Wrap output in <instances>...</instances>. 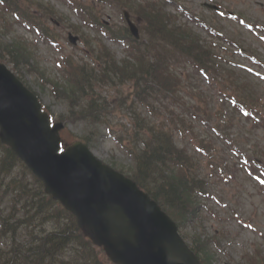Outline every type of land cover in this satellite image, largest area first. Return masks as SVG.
<instances>
[{
  "label": "rangeland",
  "instance_id": "1",
  "mask_svg": "<svg viewBox=\"0 0 264 264\" xmlns=\"http://www.w3.org/2000/svg\"><path fill=\"white\" fill-rule=\"evenodd\" d=\"M55 6L56 11L65 21L57 23L56 20L47 19L43 16L39 17L41 29L48 34L49 40H53V45L48 40H42L30 31L24 29L20 23H16L10 16L7 19L11 22L6 33L1 39L2 42H9L19 37L27 42L28 48L38 63L40 70L51 79L57 78L63 81V75L60 72V64L65 55L72 56L73 59H86L83 51L82 43L70 45L67 35L79 36L82 32H86L90 38H101L107 48L111 51L117 61H122L127 56L125 48L112 42L102 36L101 29L94 30L83 27L82 18L76 14L68 5L67 0H42ZM82 4L91 6L98 15L99 22L103 26L123 27L122 15L119 9L108 4L95 5L92 0H77ZM136 3L150 0H133ZM161 2L158 0H153ZM173 2L165 6V11L175 16V22L191 29L193 33L201 38L208 45L214 44L215 51L226 61L225 69L229 74H234L237 84L247 85L245 92H250L252 97H258L260 101L259 109L261 116H264V78L258 76L261 73L258 68L251 64L248 58L243 54L245 50L255 51L264 58V42L262 41L263 33L259 32L255 36L245 27L238 25L237 21L224 14H216L214 10H210L205 6L207 4L215 6L220 4L228 11L242 15L245 20L251 21L253 24H259L264 30V0H172ZM176 4H181L187 8L195 17L204 19L210 25L225 35L221 42L217 37L211 36L205 32L188 14H179L176 12ZM99 9V10H98ZM229 13V16L231 15ZM37 15L38 13L35 12ZM67 24H76L83 27L84 31L76 33L71 31ZM83 34V33H82ZM191 38H194L191 35ZM228 38V39H226ZM229 41L235 43H229ZM222 46V49L220 48ZM5 63V62H4ZM60 63V64H59ZM6 64V63H5ZM12 70V66L7 63ZM173 72L182 79L183 91H181L182 101L187 105L198 106L199 112L193 114H185L188 124H192L193 135L198 140L209 141L215 146L210 156L213 154L212 160L208 159L198 149L197 140L193 139V135L185 134L184 136L174 133V142L177 147L186 149L187 153L194 158L199 166V175L208 182L207 190L211 195V199H204L203 209L201 211L202 227H197V231L207 235L219 236L220 243L218 250H215L216 264H244V255L250 256L259 250L264 255V196L262 189L258 188L251 177L254 167L251 166L253 159H261L264 153V121L254 126V121L243 117L240 112L233 108L232 104L225 99L224 93L220 86L221 80L207 76L197 70L188 61L178 60L172 66ZM245 68L249 74L245 71ZM253 73L258 75H253ZM18 75L23 79L24 83L29 86L40 97L44 106L52 113V117L56 118L65 113L64 107L60 103H53L49 96V89L43 87L37 82L34 74L26 71L19 72ZM102 84V83H100ZM98 85L96 88L103 98L110 100L115 93L110 86L105 84ZM110 87V88H109ZM128 91L127 87L122 89ZM155 115H149L145 109L141 108L142 114L149 115L152 120L169 119V112L181 115V109L172 104L169 100L159 98L152 100ZM50 107V108H49ZM127 114V112L123 113ZM261 117L258 118L260 120ZM111 125L114 135L119 134L117 125L127 124L129 117H121L118 114L111 115ZM87 128L79 121L77 123H68L61 132V137L66 143H70L74 136H80L85 133ZM186 133V132H185ZM113 135V134H112ZM93 141L89 149L100 160L108 165L115 163L119 169H124L132 163L126 149L118 146L114 138H109L104 129H100L92 135ZM125 144V140H123ZM245 159L246 161H243ZM248 225L250 227H248ZM191 229H187L186 233H191Z\"/></svg>",
  "mask_w": 264,
  "mask_h": 264
},
{
  "label": "trees",
  "instance_id": "2",
  "mask_svg": "<svg viewBox=\"0 0 264 264\" xmlns=\"http://www.w3.org/2000/svg\"><path fill=\"white\" fill-rule=\"evenodd\" d=\"M24 1L26 7L34 4L43 13H53L52 8L41 2ZM98 2L116 8L122 6L140 16L141 42L128 36L126 28L119 32L131 46V61L117 64L107 48L99 45L94 49L88 40L86 46L96 65L70 61L66 83L55 84V96L66 103L69 118L87 125H100L112 113H120L129 104L126 108L133 115L134 126L127 147L134 160L131 177L143 191L162 203L167 213L180 224L186 218L185 211L190 207L194 210L191 192L203 188V182L195 179L192 159L173 145L172 130L187 129L188 124L171 115L169 125L162 122L155 125L137 111L140 106H147L152 112L151 101L159 98L186 106L179 94L182 80L173 73L171 62L180 55L189 56L202 65L199 44L191 41L190 34L173 23L157 3L135 7L127 0ZM110 34L116 36L112 31ZM0 57L8 59L17 68L30 65L25 43L20 40L0 42ZM205 59L204 62L210 60L212 63L210 57ZM40 76L47 81L42 74ZM98 82L113 87L127 85L129 90L109 102L95 92ZM186 108L189 110L188 106ZM25 171L9 149L0 143V205L1 202L6 204L5 211H0V240L5 238L8 242L4 249L0 248V264H104L100 252L93 249L77 230L72 216L45 196L40 183ZM19 231L23 232L19 234ZM195 247L197 255L202 253V247L196 244Z\"/></svg>",
  "mask_w": 264,
  "mask_h": 264
},
{
  "label": "water",
  "instance_id": "3",
  "mask_svg": "<svg viewBox=\"0 0 264 264\" xmlns=\"http://www.w3.org/2000/svg\"><path fill=\"white\" fill-rule=\"evenodd\" d=\"M136 36V30L131 25ZM30 94L0 64V141L36 175L54 200L71 211L78 227L116 264H199L176 227L147 195L97 161L79 142L57 151L56 124L49 127Z\"/></svg>",
  "mask_w": 264,
  "mask_h": 264
}]
</instances>
